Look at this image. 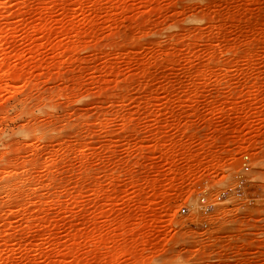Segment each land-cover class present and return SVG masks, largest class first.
<instances>
[{"label": "rangeland", "instance_id": "rangeland-1", "mask_svg": "<svg viewBox=\"0 0 264 264\" xmlns=\"http://www.w3.org/2000/svg\"><path fill=\"white\" fill-rule=\"evenodd\" d=\"M0 264H264V0H0Z\"/></svg>", "mask_w": 264, "mask_h": 264}, {"label": "built area", "instance_id": "built-area-1", "mask_svg": "<svg viewBox=\"0 0 264 264\" xmlns=\"http://www.w3.org/2000/svg\"><path fill=\"white\" fill-rule=\"evenodd\" d=\"M250 163H251V160H250V157L248 156H245L244 157V166H245V170L246 171H249L250 170ZM232 191H228L226 195H228L230 198L233 197V193H231Z\"/></svg>", "mask_w": 264, "mask_h": 264}]
</instances>
